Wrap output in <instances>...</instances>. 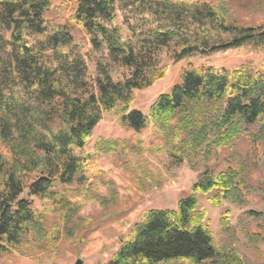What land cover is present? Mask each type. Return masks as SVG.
<instances>
[{
  "label": "trees",
  "instance_id": "obj_1",
  "mask_svg": "<svg viewBox=\"0 0 264 264\" xmlns=\"http://www.w3.org/2000/svg\"><path fill=\"white\" fill-rule=\"evenodd\" d=\"M131 3L135 19L124 16L120 24L115 0H75L68 23L48 25L52 0H0V28L8 33V40L0 35V144L7 151L0 153V254L11 249L31 254L82 239L89 220L59 186L81 180L90 156L83 148L103 119H117L134 131L133 153L146 148L141 131L150 127L160 141L150 152L186 160L191 168L194 160L230 147L250 126H256L253 141L264 139V64L189 68L148 114L131 107L133 92L163 76L155 58L159 48H170L178 60L264 46V26L231 22L222 5L202 1ZM75 32L85 34L94 52L127 75L113 80L109 63L96 60L92 81L81 54L85 40ZM97 148L107 154L118 145L100 139ZM128 156L124 165L133 167L135 177L148 172L145 161L134 163ZM250 191L242 169L232 164L217 173L204 169L175 208L141 211L101 264H244L232 243L215 242L197 195L213 192L214 206L222 200L242 206ZM31 196L40 209L32 207ZM247 213L258 221V230L244 229L245 235L263 242L264 212ZM229 214L226 210L220 219L222 232L231 229Z\"/></svg>",
  "mask_w": 264,
  "mask_h": 264
},
{
  "label": "rangeland",
  "instance_id": "obj_2",
  "mask_svg": "<svg viewBox=\"0 0 264 264\" xmlns=\"http://www.w3.org/2000/svg\"><path fill=\"white\" fill-rule=\"evenodd\" d=\"M132 0H115L116 23L120 24L126 16L135 19V7ZM209 3L214 7L222 5L229 21L238 24L264 26V0H192ZM75 0H52V8L45 15L48 25L65 24L70 21ZM75 37L85 40L81 54L87 67L89 78H95V61L109 63L110 76L113 80L122 79L127 71L116 64L106 61L105 57L94 52L88 44V39L82 32H75ZM0 35L8 40V33L0 28ZM104 54V53H103ZM155 58L162 67L163 76L142 90L133 92L131 107L143 114H148L150 105L162 93L177 83L181 73L189 68L211 65L229 69L246 65L259 68L264 64V46L246 45L241 48L212 52L206 56L195 55L190 58L174 60L170 48H159ZM256 126L238 136L230 147L224 148L208 159H196L193 168L188 161L174 162L163 153L150 152V147L160 141L153 136L150 127L143 129L146 148L143 152L133 153L130 149L136 144L133 130L121 124L117 119H103L94 127L91 137L83 148L89 152L88 168L78 183L61 185L67 198L79 207V215L89 220V228L81 233L82 239L60 241L56 247L46 251H35L24 254L17 250H9L0 254V264H74L77 259L81 264H101L106 262L116 250L119 239L135 221L139 213L146 209H172L177 201L190 194L191 186L199 174L208 169L213 173L223 170L232 164L242 172L251 187L250 194L242 206L221 201L218 206L211 204L213 192L197 195L198 207L206 210L208 225L215 242L223 247L230 243L240 253L244 264H264V241L251 242L245 235L257 231V222L248 215V211L264 212V139L253 141L252 133ZM115 141L116 152L101 154L97 142ZM125 146L126 155L120 153ZM0 153L7 151L0 144ZM136 162L145 161V169L135 177L133 167L125 166L127 156ZM128 156V157H129ZM227 161H229L227 163ZM144 174V178L142 177ZM137 178V179H136ZM138 178H143L138 181ZM26 196V190L23 192ZM33 208H41L36 197H29ZM229 210L231 229L222 232L220 219ZM264 222V220H263ZM231 239V240H230ZM164 264H187L173 261Z\"/></svg>",
  "mask_w": 264,
  "mask_h": 264
},
{
  "label": "water",
  "instance_id": "obj_3",
  "mask_svg": "<svg viewBox=\"0 0 264 264\" xmlns=\"http://www.w3.org/2000/svg\"><path fill=\"white\" fill-rule=\"evenodd\" d=\"M82 263V261L80 260V259H77L75 262H74V264H81Z\"/></svg>",
  "mask_w": 264,
  "mask_h": 264
}]
</instances>
